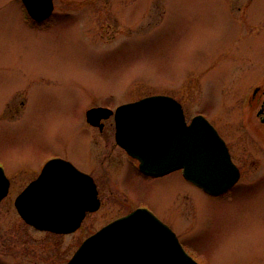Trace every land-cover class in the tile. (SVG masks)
Returning a JSON list of instances; mask_svg holds the SVG:
<instances>
[{"label":"rangeland","instance_id":"obj_1","mask_svg":"<svg viewBox=\"0 0 264 264\" xmlns=\"http://www.w3.org/2000/svg\"><path fill=\"white\" fill-rule=\"evenodd\" d=\"M55 4L67 16L52 28H31L21 0H0V162L14 182L0 205V264H62L93 225L139 203L153 206L204 264H264V180L224 197L193 186L181 170L153 180L130 165L118 172L113 125L91 129L80 104L170 95L188 118L199 112L235 141L246 176L264 173L256 161L264 158V126L254 116L249 132L241 125L249 81L242 65L264 55V0ZM98 148L113 157L106 156L108 172L98 176L104 205L89 214L84 230L62 235L27 225L14 200L36 174L10 173L34 169L50 152L95 169Z\"/></svg>","mask_w":264,"mask_h":264},{"label":"water","instance_id":"obj_2","mask_svg":"<svg viewBox=\"0 0 264 264\" xmlns=\"http://www.w3.org/2000/svg\"><path fill=\"white\" fill-rule=\"evenodd\" d=\"M23 1L29 9L45 8L42 15L53 8V0ZM100 113L101 108L90 109L89 120L96 121ZM184 115L181 103L167 95L122 105L116 111L118 141L140 160L145 172L165 174L183 168L184 177L206 191L220 193L238 180L239 169L223 138L203 115L195 116L190 124ZM4 175L0 167V201L8 192L9 181ZM91 181L72 163L55 159L17 197L16 206L33 224L65 232L87 209L97 208L99 200ZM67 264L199 263L167 224L140 208L86 239Z\"/></svg>","mask_w":264,"mask_h":264},{"label":"flooded vegetation","instance_id":"obj_3","mask_svg":"<svg viewBox=\"0 0 264 264\" xmlns=\"http://www.w3.org/2000/svg\"><path fill=\"white\" fill-rule=\"evenodd\" d=\"M54 3H55V0H54ZM22 10L24 11L23 14H24V17H25V21H27V25L29 27H31V28H47V29L48 28H52L54 25H56L58 19L64 18L65 16H67V13H69V12H67L68 11L67 8H65V9H63V8L62 9L61 8H57L56 4L54 6V9H53L52 13L50 15H47V16H40L39 15V17H35V16L33 17V15L31 14V11L32 12L34 11L35 13H42V12H44L45 9H42V8H32L31 10H29L28 8H26L25 6H23L22 7ZM82 16L84 17V15H82ZM84 20H85V17H84ZM84 25H85V28H87L86 23H84ZM89 29H93V28H89ZM93 30L96 31V29H93ZM242 69L245 70L243 73H245L246 75H248L249 81L247 82V87L245 89L243 88V91L241 93L243 95L242 96V99H241V102H242V105H244V106L247 107L246 116H248V118L246 120L242 118L244 121L241 120V125H243L245 127V130H247V132H249V130H250L249 129V125L251 123L250 120H251L252 116H254V119L257 122L258 128H259V125L262 126V127L264 126V55L263 56L259 55V56L250 57L249 64L248 65H242ZM15 96H16V94H15ZM122 103H125V102L117 103L116 105L115 104L90 105L91 103L89 101H87V102H83V103H80V104H82L81 106H83V110L85 111V113H87V111L89 109L93 108V107L105 106V107H109V109L110 108L111 109H114L118 105L120 106V104H122ZM6 107H7V105H6ZM252 110H254V114L253 115H252V112H253ZM85 122L91 127V129H92V127H96L99 130H101V132L104 131L103 129H106L108 127V124L113 125V127H114V135H113L114 142H115V145L120 149V152L119 153H121V156H118V155L117 156H114V159H113V160H115L114 161V165H115L116 170L118 172L123 173V171H121V169H123L124 166L126 167L127 165H130V166L133 167V169H136V171L138 173H140V175H142V178L143 179L153 180L155 178L164 176V175L148 174V173H145V172L141 171L139 169V167H138V161L136 159H133V157H131L128 154V152L125 149H123V147H121L119 145V143L117 142V139H116V135H115L116 122H115V117H114L113 114H111L108 117L101 118L99 121H97L96 124H92L91 122H89L87 120V117H86ZM262 129L264 130V128H262ZM255 130H254V132L256 133ZM221 134H222V136H224V134L222 132H221ZM257 135L252 136V138H255L252 141L254 143H256V144H262L263 141ZM224 138H225L226 143H227V145L229 147V150H230V153H231V156H232L233 161L235 162V164L238 165V167L240 169V177H239V180L236 182V185L234 184L230 189H228L227 191H225V192H223V193H221L219 195V196H224L225 197L226 195L229 196L228 194L233 189L238 188V186H240V187L241 186L247 187V186L250 185L249 183H251L252 185H254L255 182L256 183H261L264 180V173L262 172V173H259L258 175H255V176H248V175L246 176L245 175L246 174V167H245L246 164L243 163L242 160L239 159L240 156H238V154H237L238 153V150H237V145L234 144L235 141H232L227 134L224 136ZM262 148H263V144H262ZM106 156L113 157V154L111 153V151L108 152L107 150L106 151L104 150L103 152H101L100 149L98 148V152H97V158L98 159L95 160V163H94V166H93L95 169H82L75 162H73V160L71 158L63 155L62 153H60V152H50L49 154H47L46 156H44V157L41 158V160L39 161V163H37L38 165L35 166L34 169H31L30 171H26V169H19V170H16L15 172H11L10 175L12 173L20 174L21 172H23V174H29V173H32V174L35 173L36 174L33 178H31L30 180H28L26 184H23V187L20 189V191H21V190H23L27 186V184H29L32 180H34L41 173V171H42L45 163L49 159L56 158V157H60V158H64L66 160H69V161L73 162L83 172H86L87 174H90L92 177H94V180H95V182L97 184L98 195H99V198L101 199V206L96 211H89V212H87L86 213V216L82 220L81 224L76 229H74L73 231L64 234V233H58V232L49 231V230H42V229L36 228L35 226H33L31 224H28L26 222L25 223L27 225H29L30 227L34 228L37 231L49 232V233H54V234L74 235L75 232H78L81 229L83 231L84 230L83 229V225H84L85 221L87 220L89 214H94V213L97 214L98 211H100L101 208L104 205L103 204V199L101 197V188H100V183H99L100 179H99L98 176H100L101 174L105 175L108 172V168L104 166V164L107 163L106 162V159H107ZM257 158H258V160H257ZM257 158H256L257 163H260V164L261 163H264V158L262 156H257ZM120 159H122V160H120ZM109 160H112V159H109ZM2 165L5 168V165L4 164H2ZM251 168H254V167H251ZM256 170H258V169H256ZM5 172H6V169H5ZM18 172H20V173H18ZM6 174H7V172H6ZM165 175H167V174H165ZM7 176H8V174H7ZM10 181H11L10 190H12L13 189L14 182H13V179L12 178L10 179ZM191 184L193 186H196L193 183H191ZM138 207H147V208L151 209L153 212H155L160 217V219H162L166 223H168L165 220V218L163 216H161L157 212V210L153 206H151L149 203L148 204L147 203H142V204L139 203V204H135L134 207H132L131 209H129V211H127V212L120 213V214H118V215H116V216H114V217H112V218H110L108 220L105 219V222L103 221L101 224H99V226L94 227L95 225H93V227L91 229H89V231H87V233L85 235L81 236V240H80L79 244L86 237L92 235L93 233H95L96 231H98L101 227H103L104 225H106L107 223H109V222H111L113 220H116V219H118V218L126 215L127 213H130L132 210H134V209H136ZM177 236H178V239L180 240L181 244L184 246V248L196 260H198L199 262H201L202 264H204L199 258L196 257V255L193 253L194 252L193 250H189L188 249V247L184 243V237H182V234H178L177 233ZM77 246H76V248H77ZM74 250H73L72 254L74 253ZM69 257L62 264H64L69 259Z\"/></svg>","mask_w":264,"mask_h":264}]
</instances>
